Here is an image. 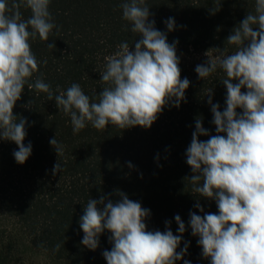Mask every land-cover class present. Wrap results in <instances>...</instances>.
Returning <instances> with one entry per match:
<instances>
[{
    "label": "trees",
    "instance_id": "16d2710c",
    "mask_svg": "<svg viewBox=\"0 0 264 264\" xmlns=\"http://www.w3.org/2000/svg\"><path fill=\"white\" fill-rule=\"evenodd\" d=\"M8 2L10 5L12 0ZM123 2L50 0L49 11L57 28L48 41L38 37L30 41L39 65L28 83L43 79L54 96L78 83L90 99L97 100L107 86L100 74L106 58L115 55L124 42L134 51V42L141 38L122 18ZM145 4L149 21L166 34L168 43L177 42L181 79L190 82L185 99L178 108L171 102L165 106L150 128L121 130L109 125L97 130L88 123L74 134L70 116L57 108L55 100H48L47 93L35 88L29 90L26 84L13 111L18 119H26L24 144L31 143V155L18 164L13 155L18 146L0 140V264H107L103 252L113 246L111 233L105 230L97 249L90 250L81 243L84 233L79 220L90 198L103 196L115 202L121 199L118 191L150 211L145 220L149 231L170 228L180 235L175 221L179 215L186 231L177 252L187 244L182 259L210 264L202 256L199 237L191 233L190 213L204 215L218 213V209L214 200L192 191L187 178L193 173L186 163V150L197 118L209 132V136L199 137L201 141L216 134L208 93L211 90L212 102L223 111L227 90L221 81L226 75L218 68L201 79L195 68L207 62L205 53L211 49L226 48L228 54L235 51L227 37L248 13H254L255 0H145ZM21 13L23 19L31 16L25 8ZM169 18L175 22L172 31L165 24ZM52 43L55 48H48ZM210 54L216 55L214 50ZM53 138L63 145L61 156L50 144ZM58 162L61 170L53 174ZM57 244L61 245L58 251Z\"/></svg>",
    "mask_w": 264,
    "mask_h": 264
},
{
    "label": "clouds",
    "instance_id": "9594fccd",
    "mask_svg": "<svg viewBox=\"0 0 264 264\" xmlns=\"http://www.w3.org/2000/svg\"><path fill=\"white\" fill-rule=\"evenodd\" d=\"M49 4L50 0H12L9 5L8 0H0V140L18 146L13 153L18 164L25 163L32 152L31 143L24 144L26 119H18L13 111L26 84L29 90L35 88L47 93L48 100H55L57 108L70 116L74 134L88 123L97 130L109 125L121 130L150 128L170 102L180 106L190 82L181 79L177 42L168 43L166 34L149 21L145 0H124L120 5L122 18L141 38L134 42V51L124 42L115 55L106 58L100 74L107 86L97 100L90 99L78 83L55 96L43 79L28 83L39 65L30 41L37 37L48 41L57 28ZM21 8L30 10L31 16L23 19ZM165 24L168 31L174 30V19ZM226 41L235 46L234 52L211 49L216 55L209 50L207 62L195 68L201 79L218 68L223 70L226 107L221 111L220 105L212 102L210 90L208 103L216 134L201 141L199 137L209 136V132L197 118L186 150V163L193 173L187 178L192 191L214 200L218 213L191 212L189 225L210 264H264V0H255L254 13H248ZM47 46L55 48L54 43ZM50 144L58 156L63 154V145L56 138ZM60 170L58 162L53 174ZM117 194L121 199L115 202L103 196L88 200L79 220L82 245L96 250L100 235L107 230L113 245L103 252L107 264H175L181 260L187 252V244L177 252L186 231L181 217L175 216L180 235L170 228L149 231L145 220L150 211L123 192ZM196 207L204 213L199 203ZM60 247L57 244L55 250Z\"/></svg>",
    "mask_w": 264,
    "mask_h": 264
},
{
    "label": "rangeland",
    "instance_id": "374dc122",
    "mask_svg": "<svg viewBox=\"0 0 264 264\" xmlns=\"http://www.w3.org/2000/svg\"><path fill=\"white\" fill-rule=\"evenodd\" d=\"M31 261H32L31 263H37L35 260H31ZM184 261H186V260H184V259L177 260V261L175 262V264H184Z\"/></svg>",
    "mask_w": 264,
    "mask_h": 264
}]
</instances>
